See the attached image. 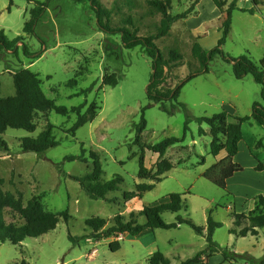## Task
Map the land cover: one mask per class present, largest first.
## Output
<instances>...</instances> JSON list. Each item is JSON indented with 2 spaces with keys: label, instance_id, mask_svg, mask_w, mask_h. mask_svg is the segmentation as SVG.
<instances>
[{
  "label": "rangeland",
  "instance_id": "obj_1",
  "mask_svg": "<svg viewBox=\"0 0 264 264\" xmlns=\"http://www.w3.org/2000/svg\"><path fill=\"white\" fill-rule=\"evenodd\" d=\"M196 1L172 0V15L187 11ZM260 2L254 15L239 9L234 11L232 31L223 48L231 57L248 54L256 62L262 59L264 0ZM99 3L110 14L113 27H123L124 21L132 17L138 36L157 37L162 16L150 14L148 0H99ZM8 5L9 0H0V30H5L7 36L14 39L23 35L33 5L16 1L11 13L7 11ZM237 6L241 9L254 7L251 0H240ZM222 35L221 12L212 0H201L195 5L193 16L176 22L167 37L157 38L155 43L166 59L172 50L182 55L181 60L171 64L167 87H176L188 77L191 67L198 66L191 56L195 43L211 51ZM25 43L32 53L43 55L31 60L22 49L18 55L0 51V97L14 96V75L29 69L39 75L45 95L58 106L68 109L83 106L84 114L96 102L101 111L92 123L79 128L75 134L69 133L77 121L75 113L62 116L51 112L38 114V128L34 133L9 129L2 136L8 150L0 149V187L15 194L21 192L25 203L42 196L46 211L53 214L68 211L72 217L68 223L62 220L55 230L40 238L27 239L22 247L0 244V264H15L23 259L29 264H149V257L156 252L178 264L207 248L206 237L186 225L171 230H146L137 237L84 238L76 246L69 239V234L78 238L92 234L85 223L89 218L105 219L106 228H110L116 215L122 214L129 219L132 212L167 202L172 194L182 195L187 209L178 214H163L166 223H174L182 216L207 228L212 216L215 222L222 224L214 232V242L240 256L236 262L229 263L216 255L205 264H248L264 257V228L259 230L258 236L237 237L230 233L234 228L232 213L248 214L254 209L256 196L264 195V172L255 171L256 159L264 164V126L253 120L242 125L244 142L235 161L244 171L229 181L227 193L203 177L207 169L226 157V152L218 157L211 155L209 127L197 121L223 111L239 117L251 116L255 104L264 107L262 86L251 76L237 80L233 64L217 56L210 63L209 73L192 79L182 89L179 101L187 106L190 115L189 130L185 131L188 120L182 110L169 115L160 105H152L147 99L146 90L153 69L144 48L126 49L119 34L100 30L97 15L88 1H52L37 25L35 35L26 36ZM105 73L116 74L119 84L116 87L103 85ZM74 78L78 85L67 87ZM172 105L167 104L169 109ZM143 109L147 128L141 135V144H136L135 125L141 122ZM48 123L54 125L53 135L60 145L43 154L23 153L21 140L38 137ZM201 129L206 134L201 135ZM170 137H185L183 143L170 148L165 156L175 167L164 175V180L153 191L125 203L124 196H134L138 184L152 183L138 177L142 151L146 152V166L154 173L157 170L158 155L145 146L156 145ZM82 147L87 162L65 160L67 156L82 155ZM92 151L101 157L104 181L115 176L124 180L120 190L108 196L109 200L90 199L74 179L91 171ZM202 157L205 158L204 165L201 164ZM113 199H118V203H113ZM138 218L140 223H145L143 218ZM6 222L24 224L9 211ZM115 240L121 246L117 252L110 249Z\"/></svg>",
  "mask_w": 264,
  "mask_h": 264
},
{
  "label": "trees",
  "instance_id": "obj_2",
  "mask_svg": "<svg viewBox=\"0 0 264 264\" xmlns=\"http://www.w3.org/2000/svg\"><path fill=\"white\" fill-rule=\"evenodd\" d=\"M16 1H25L33 5L29 11L30 18L25 22L23 35L17 36L14 39H10L5 30H0V51L12 52L18 55L20 49H22L24 55L28 59L37 60L42 57L43 53L39 55L32 53L25 43L26 36L35 35L36 27L40 19L48 10L50 3L56 0H47L45 2H40L38 0H9V5L7 7L9 13H11ZM73 1L77 3L88 1L92 10L97 15L99 29L108 34H119L123 46L126 49H134L138 46L144 48L145 52L152 60L153 69L151 81L146 90L147 99L152 105H160L161 110L169 115L175 114L177 110H182L188 120L185 131L189 130L188 124L190 115L187 106L179 101L182 89L185 84L192 79L209 73L210 63L217 56L221 57L224 62L233 64V74L237 80H242L251 76L257 84L261 85L262 99L264 100V55L260 61L256 62L248 54L233 58L229 54H226L223 49L232 31L234 11L239 9L243 13L254 15L257 8L261 5L260 0H251L254 7L250 9L238 8L237 4L240 0H232L230 3L227 0H212L222 15V38L219 40L218 45L211 51H206L200 43H195L193 45L191 56L193 60L197 62L198 66L191 67L188 77L174 88L167 87L169 71L171 64L181 60L182 55L177 50H172L169 59H166L155 41L157 38L167 37L176 22L187 20L193 16L195 5L199 4L201 0H197L194 6L176 16H173L171 13L172 0H148L150 14L153 16L157 14L162 16L157 37L138 36L137 30L134 28L132 17L124 21L125 25L123 27H113L111 25L110 14L103 9L99 0ZM13 80L16 94L7 98L0 97V149L5 148L8 150L7 144L2 139V136L9 129L24 130L28 133H34L38 128L36 117L40 113L48 115L51 112H55L62 116H70L72 113H75L77 115V121L69 131V133L75 134L79 128L88 123H92L98 117V112L101 111V107L98 106L96 102H93L84 114L82 113L83 106L73 107L71 109L58 106L56 101L49 99L45 95L42 89V80L39 75L29 69L17 72ZM118 84L119 82L116 74L105 73L103 85L116 87ZM77 85V78L70 80L66 84V86L70 88H74ZM169 102L173 103L171 109L167 106ZM144 112L145 109H143L141 122L135 125L136 144H141V135L147 128ZM251 120L264 126L263 106L255 104L251 116L239 117L230 115L227 111H223L213 116L197 119L200 124H206L209 127V134L212 139L210 144L211 155L218 157L222 152H226V157L207 169L203 173V177L225 191L228 190V181L236 174L244 171L242 165L237 163L235 158L239 153L240 143L244 141L242 125ZM54 129V125L48 123L46 129L38 137L23 138L20 144L21 151L23 153L34 152L43 154L49 149L59 146V141H57L53 135ZM200 134L204 135L206 132L201 129ZM184 141L185 137H170L156 145L145 146L148 151L158 155L157 170L154 173L146 166V152L145 150L142 151L139 159L138 177L140 180L152 181V183L138 184L134 196L128 194L124 196L125 203H129L136 197L140 199L143 198L145 193L153 191L157 184L164 180V175L175 167L172 162L165 159L168 150ZM259 144L261 145L262 143L260 142ZM83 153H85V149L82 147V155L67 156L65 160L72 162L83 159V161L87 162L88 160L83 157ZM90 158L93 163L91 171L83 177L74 179L80 183L82 189L90 199L96 201L109 200L108 196L111 193L119 191L124 180L121 176H115L110 181H104V171L100 155L98 152L92 151L90 153ZM201 164H205L204 157H202ZM255 171L263 172L264 164L258 161ZM1 182L2 180H0V186ZM227 193L229 192L227 191ZM42 201V196H36L25 203L21 192L15 194L10 191H4L0 187V244L11 243L14 246L22 247V244L27 239L40 238L55 230L62 220L66 223L69 222L72 216L69 215L68 211L59 214L50 213L46 211ZM111 201L115 204L118 203V199H113ZM186 209L187 205L183 201L182 195L172 194L168 197L167 202L145 207L138 213L132 212L129 219L122 214L116 215L113 219V225L110 228H106L107 222L105 219L100 217L89 218L85 223L92 230V234L81 238L73 237L69 234V239L73 245L76 246L84 238L102 240L112 237L118 238L120 235L137 237L146 230H171L186 225L198 235L206 237L207 248L194 257L178 264H205L206 260L216 255H221L223 261L229 263L236 262L237 259L240 258L239 255H236L233 251H230V249L222 248L214 242V232L216 229L221 228L222 224L215 222L212 216L208 219L207 228L197 225L191 218H184L182 216H178L176 222L170 224L166 223L163 219V214L165 213L178 214ZM8 211L17 217L20 222H24V224H8L6 222V213ZM138 217L143 218L145 223H140ZM232 217L234 219V228L230 229L231 234L237 237H247L248 235L258 236L259 230L264 228V195L256 196L254 209L248 214L234 211ZM110 249L113 252L119 251L121 249L119 241L115 240L111 242ZM148 262L149 264H174L161 252L152 254ZM15 264L29 263L23 259L20 262L17 261ZM248 264H264V257L258 261L252 260L248 262Z\"/></svg>",
  "mask_w": 264,
  "mask_h": 264
},
{
  "label": "crops",
  "instance_id": "obj_3",
  "mask_svg": "<svg viewBox=\"0 0 264 264\" xmlns=\"http://www.w3.org/2000/svg\"><path fill=\"white\" fill-rule=\"evenodd\" d=\"M243 142H244V141H242V142L240 143V145H239V152L241 151V145L243 144ZM256 161H257V163H258V160H257V159H256ZM256 166H257V165H256ZM256 166H255V167H256ZM263 172H264V171H263ZM233 178H234V177H233ZM233 178H232V179H233ZM232 179H230V180H232ZM230 180H229V181H230ZM229 181H228V184H229Z\"/></svg>",
  "mask_w": 264,
  "mask_h": 264
}]
</instances>
